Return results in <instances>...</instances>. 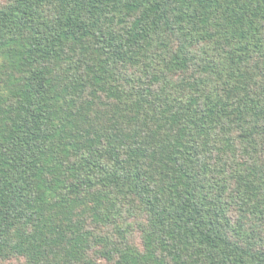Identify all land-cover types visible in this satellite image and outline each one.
<instances>
[{"label":"trees","instance_id":"16d2710c","mask_svg":"<svg viewBox=\"0 0 264 264\" xmlns=\"http://www.w3.org/2000/svg\"><path fill=\"white\" fill-rule=\"evenodd\" d=\"M0 264H264V0H1Z\"/></svg>","mask_w":264,"mask_h":264},{"label":"rangeland","instance_id":"374dc122","mask_svg":"<svg viewBox=\"0 0 264 264\" xmlns=\"http://www.w3.org/2000/svg\"><path fill=\"white\" fill-rule=\"evenodd\" d=\"M1 1V0H0ZM139 233V232H138ZM136 244L137 245H140L141 244V239H138L137 241H136Z\"/></svg>","mask_w":264,"mask_h":264}]
</instances>
